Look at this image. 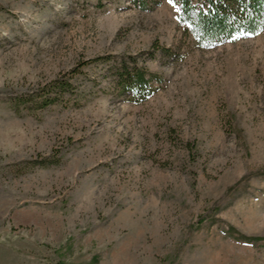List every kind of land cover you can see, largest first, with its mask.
Returning <instances> with one entry per match:
<instances>
[{"label":"rangeland","instance_id":"374dc122","mask_svg":"<svg viewBox=\"0 0 264 264\" xmlns=\"http://www.w3.org/2000/svg\"><path fill=\"white\" fill-rule=\"evenodd\" d=\"M180 14L0 0V264H264V32L203 47ZM128 58L155 77L141 104L114 84Z\"/></svg>","mask_w":264,"mask_h":264},{"label":"trees","instance_id":"16d2710c","mask_svg":"<svg viewBox=\"0 0 264 264\" xmlns=\"http://www.w3.org/2000/svg\"><path fill=\"white\" fill-rule=\"evenodd\" d=\"M209 9H196L192 0H181L179 20L187 24L197 45L214 46L220 42H235L245 35L257 37L264 32V0H207ZM95 61H110L98 58ZM91 62L85 63V65ZM73 72L75 75L79 72ZM114 84L121 96L133 103L141 104L156 94L155 77L145 65L136 58L120 62L113 67ZM72 84L66 81H54L50 86L40 88L34 94L24 95L16 100V109L21 106H40L47 108L55 104L66 93L72 91ZM42 163V162H41ZM201 224V220L198 221ZM248 243H257V238L245 239Z\"/></svg>","mask_w":264,"mask_h":264},{"label":"snow or ice","instance_id":"6c2138e0","mask_svg":"<svg viewBox=\"0 0 264 264\" xmlns=\"http://www.w3.org/2000/svg\"><path fill=\"white\" fill-rule=\"evenodd\" d=\"M170 2H171V0H170Z\"/></svg>","mask_w":264,"mask_h":264}]
</instances>
